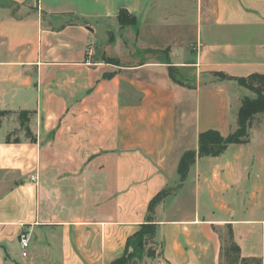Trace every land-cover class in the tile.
<instances>
[{
	"label": "crops",
	"instance_id": "crops-1",
	"mask_svg": "<svg viewBox=\"0 0 264 264\" xmlns=\"http://www.w3.org/2000/svg\"><path fill=\"white\" fill-rule=\"evenodd\" d=\"M120 9L137 20V51L97 52ZM212 73L264 75V0H0V264L121 257L199 134L236 129L252 94ZM262 118L247 143L196 158L155 208L154 255L136 264H226L227 225L240 257L263 264Z\"/></svg>",
	"mask_w": 264,
	"mask_h": 264
},
{
	"label": "trees",
	"instance_id": "trees-1",
	"mask_svg": "<svg viewBox=\"0 0 264 264\" xmlns=\"http://www.w3.org/2000/svg\"><path fill=\"white\" fill-rule=\"evenodd\" d=\"M117 23L119 28L135 26L137 20L125 9H120L117 14ZM170 76L173 77L174 69L168 68ZM223 81H235L236 84L250 92L255 97H245L239 106L237 113L236 129L226 137H223L215 130L202 132L198 136L197 152L187 151L181 156L177 167V185L164 188L158 192L149 202L147 207V216L145 222L140 225L139 230L129 237L125 244V250L121 257L117 258L111 264H131L134 260L141 261L145 257H152L154 252L144 251V246L148 241L153 240L157 225L154 222L153 214L155 208L169 194L176 191L186 180L190 167L195 163L196 158L217 157L221 155L231 144H245L249 141L248 130L250 129L253 117L260 115L264 117V75L253 74L245 78H231L223 74L217 75ZM26 112L18 114L21 126L27 122ZM26 129V136L29 137ZM228 236V247L224 251L226 264H261L259 260H251L240 257L239 248L232 239V230L229 225L226 226Z\"/></svg>",
	"mask_w": 264,
	"mask_h": 264
},
{
	"label": "rangeland",
	"instance_id": "rangeland-1",
	"mask_svg": "<svg viewBox=\"0 0 264 264\" xmlns=\"http://www.w3.org/2000/svg\"><path fill=\"white\" fill-rule=\"evenodd\" d=\"M121 30L119 32H116V33H112V36L109 37V40L110 42H112L110 44V42L107 44H101V40L103 39V32L101 31L102 29L99 30V36L97 38V42L100 44H98L97 46V52H101V53H107V52H111L113 53L114 55L115 54H123V53H129V54H132L134 53L135 51H137L138 47H137V43L140 44V41H138V27H137V24L135 26H129V27H124V28H120ZM188 35H190V33L188 32ZM135 38V40H134ZM136 41V44L134 43ZM150 41L152 42H159V39H155V38H150ZM153 48H155L156 46H154V44H152ZM141 47V46H140ZM166 52L169 51V47L165 48L164 49ZM120 63L122 64H129V63H138V61H130V60H127L126 59V56H123ZM217 75L219 74H216V73H212L211 76L209 78L211 79H216L218 81H223L221 80V78H219ZM208 77H206L205 79L209 80ZM252 95L251 97H248V98H254L255 95L250 92ZM244 99V98H243ZM241 99L240 100V103L241 101L243 100ZM240 103H239V106H240ZM239 109V107H238ZM237 113H238V110L236 112V126H237ZM263 120L262 116L260 115H256L253 117V120L251 122V126H250V129L251 127H255L258 125V122L260 123L261 121ZM248 130V135H249V131L251 130ZM216 233L218 234L219 236V239H220V242H221V255H222V263L226 262V257L224 255V251L227 249L228 247V236H227V229L225 227H221L219 228L218 230H216ZM144 251L147 252V251H151V252H154V247H153V243H152V240L148 241V243L145 244L144 246ZM143 260V259H142ZM141 260V261H142ZM141 263V262H140ZM263 264H264V261H263Z\"/></svg>",
	"mask_w": 264,
	"mask_h": 264
},
{
	"label": "built area",
	"instance_id": "built-area-1",
	"mask_svg": "<svg viewBox=\"0 0 264 264\" xmlns=\"http://www.w3.org/2000/svg\"><path fill=\"white\" fill-rule=\"evenodd\" d=\"M19 244H20V249H21V257L25 258L27 256L26 250L29 247V242H30V235L26 231H21L19 233Z\"/></svg>",
	"mask_w": 264,
	"mask_h": 264
},
{
	"label": "water",
	"instance_id": "water-1",
	"mask_svg": "<svg viewBox=\"0 0 264 264\" xmlns=\"http://www.w3.org/2000/svg\"><path fill=\"white\" fill-rule=\"evenodd\" d=\"M131 264H136V261L134 260Z\"/></svg>",
	"mask_w": 264,
	"mask_h": 264
}]
</instances>
